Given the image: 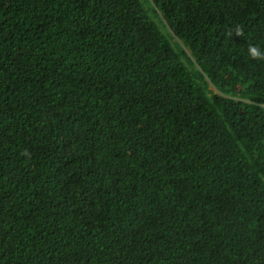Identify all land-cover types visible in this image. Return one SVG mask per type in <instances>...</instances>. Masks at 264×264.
Returning a JSON list of instances; mask_svg holds the SVG:
<instances>
[{
    "label": "trees",
    "instance_id": "16d2710c",
    "mask_svg": "<svg viewBox=\"0 0 264 264\" xmlns=\"http://www.w3.org/2000/svg\"><path fill=\"white\" fill-rule=\"evenodd\" d=\"M0 264H264V0H0Z\"/></svg>",
    "mask_w": 264,
    "mask_h": 264
},
{
    "label": "clouds",
    "instance_id": "9594fccd",
    "mask_svg": "<svg viewBox=\"0 0 264 264\" xmlns=\"http://www.w3.org/2000/svg\"><path fill=\"white\" fill-rule=\"evenodd\" d=\"M235 31H236V33H239L240 29L237 28ZM248 54L253 59L260 58L261 55H262V53H261V51H260V49L258 47H249Z\"/></svg>",
    "mask_w": 264,
    "mask_h": 264
}]
</instances>
